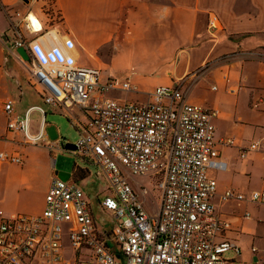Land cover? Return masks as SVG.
Listing matches in <instances>:
<instances>
[{
    "label": "built area",
    "instance_id": "obj_1",
    "mask_svg": "<svg viewBox=\"0 0 264 264\" xmlns=\"http://www.w3.org/2000/svg\"><path fill=\"white\" fill-rule=\"evenodd\" d=\"M37 1L44 19L31 9L8 14L10 45L28 52V64L22 61L42 88L44 102L68 112L78 139L73 149L66 139L46 140L44 118L35 132L29 123L32 109L44 110L29 106L22 115L13 114L10 98L2 104L5 129L20 133L22 145L68 149L95 164L107 183V192L96 196L105 217L102 222L95 217L92 198L79 182L54 174L40 213L0 208V264H229L223 253L239 252V245L223 235L229 222L215 213L212 201L217 181L211 170L226 165L214 138L217 109L189 102L180 86H157L141 101L109 96L112 89L132 86L114 76L102 80L101 68L72 62L52 35L60 22L55 0L25 2ZM217 25L210 13L208 27ZM65 44L71 46L70 40ZM72 106L85 121L71 113ZM261 147V140H253L241 155ZM0 159L22 162L20 153L1 151ZM153 188L158 204L149 213ZM220 198L246 196L228 188ZM249 198L264 203V190L251 191Z\"/></svg>",
    "mask_w": 264,
    "mask_h": 264
},
{
    "label": "crops",
    "instance_id": "obj_2",
    "mask_svg": "<svg viewBox=\"0 0 264 264\" xmlns=\"http://www.w3.org/2000/svg\"><path fill=\"white\" fill-rule=\"evenodd\" d=\"M41 5L0 0V152L22 156L19 164L0 159V208L7 213L42 211L57 172L56 161L51 162L57 149L43 143L22 145L20 133L5 129L4 100H13L16 115L29 106L42 108L44 113L31 110L29 123L35 132L44 118L48 141L60 139L50 137L49 114L72 119L62 106L44 102L42 88L23 63L30 60L28 52L10 45L8 14L31 9L44 19ZM54 6L60 22L54 23L52 35L68 58L101 68L102 80L114 76L132 86L112 89L109 96L141 101L157 86H180L189 102L217 109L214 138L226 165L211 170L217 181L212 201L215 213L229 222L223 235L239 245V252L227 250L229 257L225 252L223 257L229 264H264V203L249 198L251 191L264 190V0H55ZM210 13L218 18L213 29L208 27ZM19 63L26 72L18 70ZM71 113L85 121L77 106ZM227 137L234 143H223ZM253 140H261L263 147L241 155ZM89 175L87 168L76 166L68 179L82 178L77 181L81 184ZM103 179L96 196L107 192ZM228 188L246 198L221 200Z\"/></svg>",
    "mask_w": 264,
    "mask_h": 264
},
{
    "label": "rangeland",
    "instance_id": "obj_3",
    "mask_svg": "<svg viewBox=\"0 0 264 264\" xmlns=\"http://www.w3.org/2000/svg\"><path fill=\"white\" fill-rule=\"evenodd\" d=\"M17 68L21 73L26 72V68L21 63L17 65ZM7 69L9 68L7 67ZM46 121L49 125V128L52 129L50 130L51 132L50 137L57 136L58 138L66 139V141L71 143H75L76 140L78 139V133L76 128L73 126L69 118L64 114L62 113L49 114L46 117ZM53 157L55 158L56 161L54 169L57 171L72 173L76 166L87 168L90 174L88 181L86 183L85 182L81 183V185L85 190V192L88 195H91L93 213L95 217H97L99 221L102 222V219L103 217H105V214H103L98 210L96 192H95V190L98 188L99 185L102 186L105 183L103 179L104 177L101 175H97L99 168L92 162L88 161L87 159H83L79 156L74 155L68 149L55 150ZM80 179L82 178H77L76 176L74 177V180L76 181H79ZM150 199L151 201L147 200L146 202V209L149 213H155L158 204V192L155 188L152 189V194ZM263 255H264V251H263ZM224 257L225 258L229 257V253L225 252Z\"/></svg>",
    "mask_w": 264,
    "mask_h": 264
},
{
    "label": "water",
    "instance_id": "obj_4",
    "mask_svg": "<svg viewBox=\"0 0 264 264\" xmlns=\"http://www.w3.org/2000/svg\"><path fill=\"white\" fill-rule=\"evenodd\" d=\"M27 1V0H24ZM67 148H75V144L74 143H70L67 144ZM56 174L58 175V177L62 178V179H68L69 178V173L67 172H63V171H57Z\"/></svg>",
    "mask_w": 264,
    "mask_h": 264
}]
</instances>
